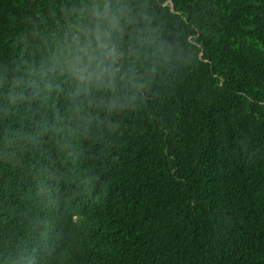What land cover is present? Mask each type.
Wrapping results in <instances>:
<instances>
[{
	"label": "trees",
	"instance_id": "trees-1",
	"mask_svg": "<svg viewBox=\"0 0 264 264\" xmlns=\"http://www.w3.org/2000/svg\"><path fill=\"white\" fill-rule=\"evenodd\" d=\"M61 2L0 0V69L63 24ZM147 2L180 59L137 110L81 138L77 159L47 136L0 158V264H264V184L242 156L264 143V0ZM21 125L33 131L23 108L0 139ZM220 185L244 191L246 207L223 205ZM226 230L223 254L197 252Z\"/></svg>",
	"mask_w": 264,
	"mask_h": 264
},
{
	"label": "clouds",
	"instance_id": "clouds-1",
	"mask_svg": "<svg viewBox=\"0 0 264 264\" xmlns=\"http://www.w3.org/2000/svg\"><path fill=\"white\" fill-rule=\"evenodd\" d=\"M60 16L63 24L56 30L36 33L30 58L22 50L14 67L0 69V121L23 108L33 128L29 132L23 125L5 127L0 158L15 160L18 147L47 136L56 140L66 159H77L81 138H90L94 128L115 127L109 116L137 110L156 77L180 59L176 44L154 23L147 0H62ZM243 149L247 171L264 184L259 176L264 174V143H249ZM49 172L45 165L35 172L38 191L45 194L42 177ZM211 194L223 205L243 196L246 207L244 191L220 185ZM215 218L234 221L224 211ZM228 234L229 230L215 234L197 252L215 260L226 250Z\"/></svg>",
	"mask_w": 264,
	"mask_h": 264
},
{
	"label": "rangeland",
	"instance_id": "rangeland-1",
	"mask_svg": "<svg viewBox=\"0 0 264 264\" xmlns=\"http://www.w3.org/2000/svg\"><path fill=\"white\" fill-rule=\"evenodd\" d=\"M246 196H247V195H246ZM246 196H245V197H246Z\"/></svg>",
	"mask_w": 264,
	"mask_h": 264
}]
</instances>
